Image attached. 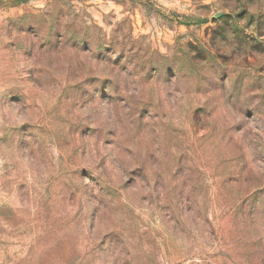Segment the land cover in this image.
Masks as SVG:
<instances>
[{
    "label": "clouds",
    "instance_id": "1",
    "mask_svg": "<svg viewBox=\"0 0 264 264\" xmlns=\"http://www.w3.org/2000/svg\"><path fill=\"white\" fill-rule=\"evenodd\" d=\"M0 264H264V0H0Z\"/></svg>",
    "mask_w": 264,
    "mask_h": 264
}]
</instances>
